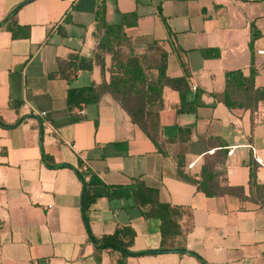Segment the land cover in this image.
<instances>
[{
	"label": "crops",
	"instance_id": "crops-1",
	"mask_svg": "<svg viewBox=\"0 0 264 264\" xmlns=\"http://www.w3.org/2000/svg\"><path fill=\"white\" fill-rule=\"evenodd\" d=\"M23 1L0 0V264H120L119 251L97 252L84 225L81 178L91 176L100 182L86 197L91 234L129 228L132 253L161 248V223L131 197H106L107 189L139 180L160 203L184 210L171 252L124 264H202L192 254L206 264H264V207L249 183L255 168L264 187V166L254 161L264 164V101L251 112L220 100L227 72L248 78L254 69L255 88L264 89V55L256 54L264 47V0L106 1L108 25L136 15L125 30L135 54L160 43L166 76L186 81L193 112L179 114V92L163 88L160 151L109 95L67 108L68 90L109 82L110 56L104 70L94 64L96 0H33L16 14L28 37L13 38L4 22ZM71 57L91 70L70 82L52 78ZM179 160L190 177L208 162L214 183L242 194L205 196L179 176Z\"/></svg>",
	"mask_w": 264,
	"mask_h": 264
},
{
	"label": "trees",
	"instance_id": "trees-1",
	"mask_svg": "<svg viewBox=\"0 0 264 264\" xmlns=\"http://www.w3.org/2000/svg\"><path fill=\"white\" fill-rule=\"evenodd\" d=\"M33 0H24L11 14L10 18L4 22L5 29L12 33L13 38H27L28 29L21 28L16 22V14L21 7L32 2ZM106 1L96 0L94 21L96 30L99 32V40L95 50L94 64L101 70L105 69V57L110 56L111 61L106 71L109 73V82L101 85H91L89 87L70 89L67 92L66 104L69 111L78 105L96 104L104 95H109L117 105L126 113L135 124L156 146L160 151V123L159 113L163 108L162 91L163 88L169 87L179 92L181 107L177 110L180 113L193 112L192 108L187 107L184 99L187 94L186 81L184 79L173 80L166 76L167 52L158 42H154L143 54H135L130 37L126 34V29L136 25V15H122L121 22L115 25H108L105 20ZM129 20H133L128 23ZM256 36L251 37L249 49ZM203 52V56H218L216 51ZM92 63L84 60H78L71 57L68 62L60 65L56 74L52 78L59 77L67 82L74 80L79 71L91 70ZM256 71L251 70L248 78H245L240 71L225 73V89L220 96L221 102L229 109H242L255 112L258 103L264 101V89L255 88ZM78 120V119H77ZM44 161H47L43 157ZM57 168L58 166L49 165ZM64 167V166H63ZM183 165L179 160L178 174L186 182L197 185L198 190L207 197L215 196H233L242 194V189L231 188L228 186L219 187L214 183L215 175L210 173V164H205L199 176L190 177L183 173ZM83 184L82 208L83 221L89 239L95 246L97 252L102 250L119 251L122 259L120 264L129 256L157 255L171 252L167 245L181 236L182 229L180 219L184 215V210L172 207L168 204H162L158 200V192L155 189L147 188L143 182L135 180L128 188H112L106 191V197L115 198H132L135 204L140 208H148L144 214L145 217L156 218L161 223V248L156 251L145 253H132L129 248L132 244L134 234L129 228L119 229L111 236L95 238L89 228L87 217L88 191L91 186L100 185L96 177L91 176L88 181L81 178ZM250 187L255 191L256 201L264 207V187L256 181L255 168L250 169ZM251 200V199H249ZM254 200V199H252ZM178 253H189L185 249L177 250ZM191 254V253H190ZM202 264H206L198 256L192 254Z\"/></svg>",
	"mask_w": 264,
	"mask_h": 264
},
{
	"label": "built area",
	"instance_id": "built-area-1",
	"mask_svg": "<svg viewBox=\"0 0 264 264\" xmlns=\"http://www.w3.org/2000/svg\"><path fill=\"white\" fill-rule=\"evenodd\" d=\"M256 54L257 55H264V47L262 48V49H260V50H257L256 51ZM36 115H40V114H36ZM41 115H44V114H41ZM251 150L253 151V153H254V149L253 148H251ZM254 161L259 165V166H264V164L262 163V161L259 159V158H256L255 156H254ZM83 171L86 173L87 172V168H83Z\"/></svg>",
	"mask_w": 264,
	"mask_h": 264
},
{
	"label": "rangeland",
	"instance_id": "rangeland-1",
	"mask_svg": "<svg viewBox=\"0 0 264 264\" xmlns=\"http://www.w3.org/2000/svg\"><path fill=\"white\" fill-rule=\"evenodd\" d=\"M133 51H134V49H133ZM134 53H135V51H134Z\"/></svg>",
	"mask_w": 264,
	"mask_h": 264
}]
</instances>
